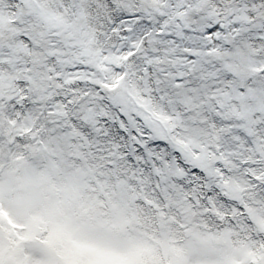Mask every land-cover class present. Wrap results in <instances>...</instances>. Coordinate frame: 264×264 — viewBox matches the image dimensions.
I'll return each mask as SVG.
<instances>
[{
  "label": "snow or ice",
  "instance_id": "snow-or-ice-1",
  "mask_svg": "<svg viewBox=\"0 0 264 264\" xmlns=\"http://www.w3.org/2000/svg\"><path fill=\"white\" fill-rule=\"evenodd\" d=\"M0 264H264V0H0Z\"/></svg>",
  "mask_w": 264,
  "mask_h": 264
}]
</instances>
